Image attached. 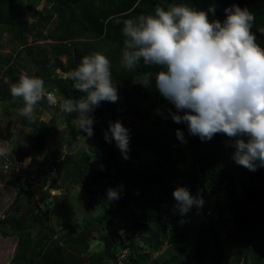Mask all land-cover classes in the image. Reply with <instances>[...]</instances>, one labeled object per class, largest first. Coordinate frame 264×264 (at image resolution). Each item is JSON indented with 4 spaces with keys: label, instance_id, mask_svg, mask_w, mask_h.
Returning a JSON list of instances; mask_svg holds the SVG:
<instances>
[{
    "label": "trees",
    "instance_id": "16d2710c",
    "mask_svg": "<svg viewBox=\"0 0 264 264\" xmlns=\"http://www.w3.org/2000/svg\"><path fill=\"white\" fill-rule=\"evenodd\" d=\"M45 3L46 10H39L24 8L20 0H0V38L6 27L10 43L20 49L16 57L24 52L32 62V66L21 64V70L15 66L13 55L0 62L6 66L0 81V101L14 100L10 107H23L22 98L13 97L10 88L18 81L20 72L26 69L43 78L48 85L46 92L54 93L58 102L55 104L46 96L38 102L37 106L51 114L48 122L35 115L31 121L22 116L13 122L12 129L0 130V137L11 140L15 123L23 129H31L32 134L27 137L29 147H17L14 152L19 160L31 158V167L43 178L46 175L41 167L46 163L39 161L38 157L43 154L47 136L57 123L64 122L62 136L69 148L66 153H61L62 162L54 159L51 167L61 177L62 185L72 181L71 184L81 182L95 186L89 190L90 206L102 209L97 222L105 233L99 239L101 247L90 254L93 231L88 224L84 228L66 225L65 233L57 238L51 237L49 232L34 237L37 230L51 229L50 195L44 193L42 205L33 204L32 183L13 175L9 184L18 190L17 196L5 217L0 219L1 236H15L19 241L11 264H118L115 253L119 218L132 205L139 212L133 218V226L144 230L142 239L148 248H140L131 237L129 245L121 241L122 247L129 246L130 249L124 264H148L151 253L164 244L182 246L196 218L200 221L194 241L196 263L203 264L209 257L221 263L227 245L235 247L236 264H264V167L252 172L237 165L232 159L234 148L230 146V138L224 134H216L210 141H201L198 136L188 133L185 124H176L169 116V110L175 111L174 106L155 88V74L161 68L145 65L142 61L131 71L121 67L125 39L121 31L123 21L154 14L157 7L167 8L173 3L207 11L210 20L221 21L225 19L226 7L233 4L247 7L255 17L251 31L257 43L264 47V0H45ZM214 6L216 11L212 14L210 9ZM28 10L34 12L35 23L30 22ZM28 35L34 36V40L52 42L49 48L41 44L31 45ZM94 52H102L110 59L119 100L115 103L103 101L96 107L94 134L87 137L73 124L75 114L63 112L60 106L65 98L83 95L73 88L74 82L68 74L83 56ZM61 57H66V62ZM148 74H151L150 79H146ZM129 118L153 120V124L162 122L169 128L170 135L161 138L145 133L130 123ZM116 120L130 130L127 159L114 141L108 143L104 138L109 122ZM176 129L184 132L186 142L181 143L176 138ZM81 137L86 139L84 145ZM143 152L153 153L158 159L143 163ZM49 177L53 179L52 188L58 189L54 177ZM47 179L43 178V181ZM97 185L104 190L97 189ZM178 186L187 187L194 196H202V207L193 206L191 211L181 215L174 207L176 201L172 195ZM109 188L119 191L118 199H108ZM25 195L31 205L30 213L21 214L19 207ZM219 195L221 201L208 203L210 196ZM168 213L170 221L167 226L164 221ZM215 221L220 222L221 227ZM186 263L185 256L172 254L158 264Z\"/></svg>",
    "mask_w": 264,
    "mask_h": 264
},
{
    "label": "clouds",
    "instance_id": "9594fccd",
    "mask_svg": "<svg viewBox=\"0 0 264 264\" xmlns=\"http://www.w3.org/2000/svg\"><path fill=\"white\" fill-rule=\"evenodd\" d=\"M210 11L215 14L216 7ZM224 12L223 21L210 20L207 11L173 3L157 7L154 14L124 20L121 67L131 71L142 61L161 68L155 74V88L174 106V112L169 110L171 119L185 124L188 133L201 141L224 134L234 148L233 161L255 172L264 167V47L251 31L255 17L247 7L233 4ZM68 75L73 88L83 95L65 98L61 110L74 113L73 124L91 137L96 107L103 101L119 100L111 61L104 53L94 52L83 56ZM10 92L22 98L20 114L30 121L45 95L53 99L43 78L26 73L12 84ZM175 135L186 142L181 129ZM104 138L108 143L114 141L128 158L130 130L120 120L109 122ZM4 155L6 150L0 148V156ZM119 194L116 189L107 190L109 200L118 199ZM172 195L181 215L203 205L202 196L192 195L184 186Z\"/></svg>",
    "mask_w": 264,
    "mask_h": 264
},
{
    "label": "rangeland",
    "instance_id": "374dc122",
    "mask_svg": "<svg viewBox=\"0 0 264 264\" xmlns=\"http://www.w3.org/2000/svg\"><path fill=\"white\" fill-rule=\"evenodd\" d=\"M23 7L28 9L29 7H32V9H39V10H46L45 7L47 4L45 3V0H20ZM29 11V10H28ZM29 19L31 23H35L36 17L34 15L33 11H29ZM56 20L52 21L51 27L53 28L55 26ZM28 39L31 45L41 44L46 45L47 48H49V43H51V40H34L35 37L32 35H28ZM15 50V51H14ZM20 50L19 47L15 48L10 43V35L7 31V28L4 27L2 31V36L0 38V62L7 58L12 56L13 62L15 66H18V69L21 70V64H27L28 66H32V62L29 61V58L26 53H22L20 57H16V52ZM63 62H66V57L60 58ZM77 65L75 66V68ZM6 69V66L3 65V63L0 64V81L3 77V73ZM22 73H26L28 75H34L39 77L35 71L28 72L26 69H23L20 72V75ZM18 75V72H16ZM61 77H66V74H61ZM5 81H9V78H5ZM48 88V85H45V89ZM14 103V100L3 102L0 101V130L7 129L8 127L12 129L14 125V121H18L22 115L20 114V107L13 108L9 105ZM61 109V108H60ZM33 115L38 117L41 121L48 122L51 119V114L48 113L45 109L42 107L36 106L33 112ZM155 120V119H154ZM11 121V123H10ZM153 121V120H152ZM152 121H140L137 119L129 118V122L136 125L138 128L143 130L145 133L152 134L158 137H166L170 135L169 128L162 122H157L156 124H153ZM13 123V124H12ZM14 126V136L11 140H3L0 137V148H3L6 150L7 155L0 156V219H2L7 212L9 211L11 205L14 203L18 190L9 184V179L12 177V169L9 167L12 163H17L18 158L17 154L14 152V149L17 147H20L21 149L28 148V136L32 134L31 129H23L19 124L15 123ZM12 125V127H11ZM65 130V124L64 122L57 123L54 130L47 136L46 138V144L45 149L43 151V154L38 157L39 161H43L44 163L50 165V163L53 162V160H57L59 163L62 162L63 156H61V153H66L68 151L69 145L68 142L65 139H63L62 133ZM67 135V133H66ZM82 144L84 145L86 142L85 137H81ZM143 163H150L156 161L158 158L150 152H143L142 153ZM63 167V166H62ZM47 173L51 174L54 178H56L54 181L56 183V186L58 189L52 188L53 186L49 187V185L46 186V189H48L49 193V199L48 204H51L52 206V213L53 217L51 218V229H54L56 231L57 237H60L62 234L65 233V227L66 225H79L80 228H84L85 224L91 225L92 228V237L93 240L91 241V249L90 252L96 251L99 247H101V244L99 243V239L101 238V235L105 233L103 231V228L101 230L98 222H97V216L99 213H101L100 206H90V193L89 190H93L95 186H89L85 183H74L71 184V182H68L67 184L62 185L61 177L55 173V170H47ZM97 189L104 190L103 187H100V185H97ZM43 188V187H42ZM41 188V189H42ZM40 188L37 187L35 189H31V193L34 197V203H37L42 205L41 196L42 191L39 190ZM39 190V191H38ZM139 192V191H138ZM137 192V193H138ZM210 196L208 203L213 204L215 202H219L222 199V196ZM28 195L23 196L21 205L19 207L21 214L30 213L29 208L30 204L27 201ZM39 199V200H38ZM40 203H39V202ZM134 211V212H132ZM37 212V209H36ZM211 212V211H210ZM132 214H134L132 216ZM139 214L138 211H136L134 205H132L131 209L124 213L119 218V227L127 229V234L131 235V241L135 244H139L143 242L142 234L145 233L144 230L140 229L137 230L133 226V218ZM228 214L227 212L225 213ZM215 220V219H214ZM199 219L196 218L194 222V226L192 229H190L188 239L182 246H171L169 244L161 245L160 248H158L154 253H151V261L148 264H158L160 261L165 260L172 254H178L185 256L187 258L186 264H198L194 260L195 255V245L194 241L196 238V230L199 224ZM218 227H221L220 222L218 223L215 221ZM43 232H46L45 229H40L34 232V237L40 236ZM50 234L53 235L51 232ZM224 236V235H223ZM0 236V261L2 260V257H6L7 259L0 264H8L14 255V250L16 247V244L18 243V240L16 237H9L8 239H5ZM95 239V240H94ZM17 242V243H16ZM15 243V244H14ZM93 245V246H92ZM234 249L233 246H225L224 247V258L221 263H216V260L212 257H209L206 262L203 264H236L234 260ZM6 251V254H3L1 251Z\"/></svg>",
    "mask_w": 264,
    "mask_h": 264
},
{
    "label": "built area",
    "instance_id": "2783aa9c",
    "mask_svg": "<svg viewBox=\"0 0 264 264\" xmlns=\"http://www.w3.org/2000/svg\"><path fill=\"white\" fill-rule=\"evenodd\" d=\"M51 101L55 104L58 102L57 97L55 96L54 93H53V99ZM31 164H32L31 158H25L23 160L18 159L17 163L14 162V163L10 164L9 167H11V169H12V176L13 175L20 176L22 180H24V181L28 180L30 183H32V187L30 188V191L32 188L35 189V188L39 187L40 188L39 190H41L43 192L42 196H41V199H42L44 196V193L48 192V189H46V186L49 185V187H51L52 180H53L49 177L50 175H52V173L51 174L47 173V170H52L55 168L51 167V164L50 165L45 164L43 167H41V169L44 171V173L46 175V177H43V178H48L47 181L44 182L43 178L39 177L37 175V173L35 172V170L31 167ZM54 179H56V178H54ZM99 195L101 196V193H99ZM169 221H170V215L168 213V215L164 221L165 225L168 226ZM118 234H119V236L116 237L118 244L116 246L117 251L115 253V257H116V261L118 262V264H124L125 261H127V257L130 253V249H129V246H127L125 248L122 247L121 241H123L124 243L129 245V243H130L129 239H130L132 233H130L128 235L127 229L119 228ZM139 247L140 248L143 247L145 249L148 248L147 245L143 242L139 243Z\"/></svg>",
    "mask_w": 264,
    "mask_h": 264
},
{
    "label": "crops",
    "instance_id": "0c3cea01",
    "mask_svg": "<svg viewBox=\"0 0 264 264\" xmlns=\"http://www.w3.org/2000/svg\"><path fill=\"white\" fill-rule=\"evenodd\" d=\"M4 217H5V216H4ZM46 232H49V233L51 232L53 235H55V236H52V235L50 234L51 237H53V238H57V235H56L57 233H56L55 230L50 229L49 231L46 230ZM0 236H1V234H0ZM1 237H2V236H1ZM12 237H15V236H12ZM3 238H4V237H3ZM3 238H2V239H3ZM8 238H9V237H8ZM8 238H5V239H8ZM16 238H17V240H18V237H16ZM94 240H95V239H94ZM18 242H19V241H18ZM16 243H17V242H16ZM14 244H15V243H14ZM92 246H93V245H92ZM17 248H18V243L16 244V247H15V250H14V251H15L14 254L16 253ZM90 250H92V249H90ZM1 252H2L3 254H6V251H4V250H2ZM88 254H90V251L88 252ZM87 256H88V255H87ZM13 257H14V255H13ZM13 257H12V260H13ZM1 259H2V260L0 261V263H3V262H5L4 259L6 260L7 258H6V257H2ZM12 260H11L8 264H11Z\"/></svg>",
    "mask_w": 264,
    "mask_h": 264
}]
</instances>
